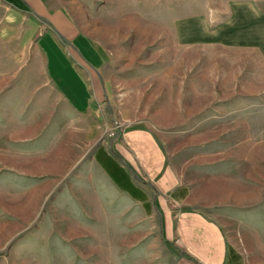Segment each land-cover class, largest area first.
<instances>
[{
	"label": "rangeland",
	"instance_id": "1",
	"mask_svg": "<svg viewBox=\"0 0 264 264\" xmlns=\"http://www.w3.org/2000/svg\"><path fill=\"white\" fill-rule=\"evenodd\" d=\"M48 1L95 34L106 100L93 116L75 114L37 58L0 73V264H184L160 216L93 158L135 126L159 140L188 206L214 218L249 264H264L260 54L178 42L174 20L202 0Z\"/></svg>",
	"mask_w": 264,
	"mask_h": 264
},
{
	"label": "crops",
	"instance_id": "2",
	"mask_svg": "<svg viewBox=\"0 0 264 264\" xmlns=\"http://www.w3.org/2000/svg\"><path fill=\"white\" fill-rule=\"evenodd\" d=\"M93 25L104 31L98 22ZM173 25L180 43L251 49L264 60V0H202L200 11L178 17ZM90 33L95 35L48 0H0V73L10 78L37 58L39 71L69 109L93 116L106 100L99 74L105 57ZM93 158L114 185L160 216L162 236L181 249L179 263L249 264L214 218L188 206L186 185L152 131L127 128L97 144Z\"/></svg>",
	"mask_w": 264,
	"mask_h": 264
}]
</instances>
